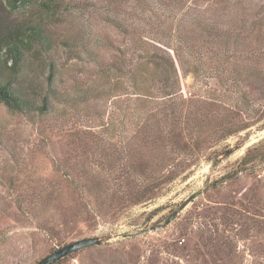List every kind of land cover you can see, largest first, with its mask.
Masks as SVG:
<instances>
[{"label":"rangeland","instance_id":"rangeland-1","mask_svg":"<svg viewBox=\"0 0 264 264\" xmlns=\"http://www.w3.org/2000/svg\"><path fill=\"white\" fill-rule=\"evenodd\" d=\"M59 2L0 0L56 40L14 83L53 61L51 109L0 101V264H264V0Z\"/></svg>","mask_w":264,"mask_h":264},{"label":"trees","instance_id":"trees-1","mask_svg":"<svg viewBox=\"0 0 264 264\" xmlns=\"http://www.w3.org/2000/svg\"><path fill=\"white\" fill-rule=\"evenodd\" d=\"M33 2H39L45 8L42 13L46 22L56 17L60 7L59 0H4V5L10 9L18 7L17 3L25 5ZM46 22L35 19L34 21H20L10 24V26L7 24L8 22L5 23L3 19H0V101L10 111L24 114L31 111H37L41 114L47 113L51 109L52 100L56 97V89L53 86L55 76V64L53 61L49 64L50 71L47 75L48 82L44 93H40L39 89H32L39 96V99L31 98L29 91L20 90L14 84L18 74L23 69L28 55H42L52 50L56 40L45 26ZM73 35L74 33L68 30L67 34H65L66 40H62L61 44L69 47L68 39ZM86 52H88V49H86ZM146 68H148L147 64L144 67L135 65V69H133L134 76L142 73ZM144 193L145 191L142 192L139 198L142 199Z\"/></svg>","mask_w":264,"mask_h":264},{"label":"water","instance_id":"water-1","mask_svg":"<svg viewBox=\"0 0 264 264\" xmlns=\"http://www.w3.org/2000/svg\"><path fill=\"white\" fill-rule=\"evenodd\" d=\"M102 241H103L102 237H96V236L95 237H85V238L74 240L58 248L53 253L48 254L44 258L40 259L36 264H54L60 258L70 253L76 252L80 249H83L91 245L100 244L102 243Z\"/></svg>","mask_w":264,"mask_h":264}]
</instances>
